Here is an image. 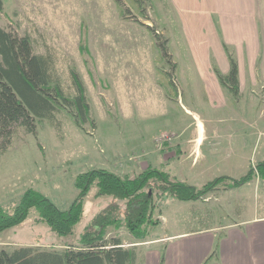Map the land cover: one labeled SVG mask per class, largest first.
I'll return each mask as SVG.
<instances>
[{
  "label": "rangeland",
  "instance_id": "374dc122",
  "mask_svg": "<svg viewBox=\"0 0 264 264\" xmlns=\"http://www.w3.org/2000/svg\"><path fill=\"white\" fill-rule=\"evenodd\" d=\"M2 4L1 27L19 36L28 34L34 52H44L46 45L52 47L65 80L70 66L78 72L92 120L81 128L62 108L56 113L57 125L36 118L35 133L16 128L10 145L0 152V204L6 210H11L27 188L40 191L59 208H67L78 192L73 182L76 175L92 167L136 175L152 166L145 161L153 145L170 142L188 117H201L207 126L215 120L218 128L228 130L235 127L223 120L241 117L245 109V117H264V87L258 80L255 92L248 85L240 95L224 89L222 105L215 107L206 99L185 35V19L197 18L200 11L177 9L171 0H2ZM205 15L209 22L203 32L219 38L217 12L206 11ZM145 24L167 39L170 62ZM205 52L204 65L211 71L212 65L219 68L215 48L210 47L207 58ZM182 106L198 115L193 111L187 114ZM247 142L243 153L228 154L233 158L230 163L224 161L202 171L168 172L199 187L220 175L237 178L251 166L254 175L248 182L231 186L230 179L222 180L197 200L153 194L152 221L145 225L142 239L124 227L109 226L106 235L118 234L124 245H135L138 258L134 264H140L144 250L149 252L148 264H153L159 251V264L161 258L163 264L165 243L149 244L152 240L162 241L165 234L202 225L225 224L255 212L264 214V175L256 168V163L264 160V133L247 137ZM94 193L93 186L83 199L82 217L71 234L52 232L45 222L38 221L33 207L25 220L0 231V248L76 244L91 217L111 201L110 195Z\"/></svg>",
  "mask_w": 264,
  "mask_h": 264
},
{
  "label": "trees",
  "instance_id": "16d2710c",
  "mask_svg": "<svg viewBox=\"0 0 264 264\" xmlns=\"http://www.w3.org/2000/svg\"><path fill=\"white\" fill-rule=\"evenodd\" d=\"M2 6L0 0V11ZM145 25L152 30L170 62L167 39L152 26ZM221 44L228 70L221 72L212 65V72L223 89L238 95L237 62L230 47L223 41ZM174 66L172 62V70ZM66 74L68 81L61 76L58 57L52 47L46 45L44 52H34L28 34L19 36L0 26V152L10 145L17 127L35 133L36 118H45L57 125L58 122H54L56 113L62 108L70 112L75 124L81 128L92 121L78 72L70 66ZM256 168L264 175V160L257 162ZM253 175V168L249 166L237 178L220 175L197 187L150 165L132 177L107 168L92 167L76 175L73 182L78 192L64 209L40 191L27 188L10 211L0 204V231L25 220L34 207L38 221L45 222L52 232L61 236L71 234L82 217L83 199L91 187H95V196L110 195L111 201L91 217L76 244L58 248L32 244L2 247L0 264H134L137 258L135 245H124L118 234L107 236V227H124L135 238L142 239L146 234L145 225L152 221L153 194L181 201L197 200L216 189L222 180L230 179L231 186H240ZM162 262L161 258L160 264Z\"/></svg>",
  "mask_w": 264,
  "mask_h": 264
},
{
  "label": "crops",
  "instance_id": "0c3cea01",
  "mask_svg": "<svg viewBox=\"0 0 264 264\" xmlns=\"http://www.w3.org/2000/svg\"><path fill=\"white\" fill-rule=\"evenodd\" d=\"M171 2L177 9L200 11L197 18L195 16L185 19V35L203 81L205 97L213 106L222 105L226 95L213 72L209 70V65H204L202 52L206 50L207 58L209 49L213 46L217 51L220 71L227 72L228 62L220 41L225 42L235 56L239 95L247 85L250 91L255 92L258 87L257 80L261 82L260 86L264 87V0ZM206 11L217 12L221 40L216 34L210 38L203 32L204 26L209 22L206 19ZM188 25H191L190 29ZM183 108L187 114L193 111ZM247 111L243 110L241 117L223 120L233 123L237 128L229 130L218 128L215 120L207 126L201 117H188L175 130L170 142L153 145L147 152L148 159L145 162L167 172L184 169L202 171L215 164H225L224 161L230 163L233 158L228 154L236 155L237 151L243 153L248 144L247 137L264 133V117H245ZM192 113L198 115L195 111ZM191 124L194 127H191ZM172 176L177 178L176 175ZM160 239L162 241L152 240L149 244L165 243L163 264H264V214L257 212L225 224L202 225L165 234ZM159 256L160 251L156 252L153 264H159ZM148 257V250H144L140 264H148Z\"/></svg>",
  "mask_w": 264,
  "mask_h": 264
}]
</instances>
